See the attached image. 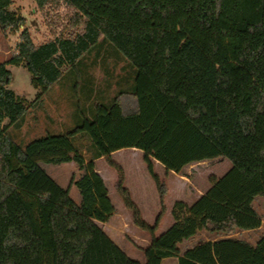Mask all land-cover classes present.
Returning <instances> with one entry per match:
<instances>
[{"label":"trees","instance_id":"1","mask_svg":"<svg viewBox=\"0 0 264 264\" xmlns=\"http://www.w3.org/2000/svg\"><path fill=\"white\" fill-rule=\"evenodd\" d=\"M34 1L43 8L48 0ZM65 1L73 10L66 36L34 43L25 18L9 8L13 1L0 0V29L22 27L13 52L0 61V264H163L170 257L176 264H264V234L254 244L225 236L180 247L199 230L229 234L261 224L252 202L264 198V0ZM102 42L130 62L124 86L109 97L82 86L84 104L72 127L15 142L9 126L20 127L28 105L65 69L82 66L92 51L98 55ZM8 64L27 68L37 89L33 101L8 86ZM122 148L142 151L156 185L161 210L152 225L111 157ZM218 156L230 161L229 169L211 175L190 204L176 200L172 223L156 234L167 185L153 160L180 173ZM98 158L115 169L114 188L133 223L150 233L144 262L97 224L115 212L95 170ZM39 162L76 163L79 202Z\"/></svg>","mask_w":264,"mask_h":264},{"label":"rangeland","instance_id":"2","mask_svg":"<svg viewBox=\"0 0 264 264\" xmlns=\"http://www.w3.org/2000/svg\"><path fill=\"white\" fill-rule=\"evenodd\" d=\"M12 1L9 8L25 18L24 27L28 29L34 43L66 36L73 10L65 0H48L43 8H39L34 0ZM21 28L16 31L0 29V61L8 58L13 52L19 40ZM99 49L98 55L96 50L88 53L89 56L83 59L82 66L78 65L71 71L65 69L64 66L66 71L61 80L43 94L41 100L34 105H28L21 126H9L8 130L15 142L25 144L45 132H64L72 127L75 114L82 110L84 104L83 96L86 93L82 92V86L92 87L93 94L103 95V97L111 96L119 87L124 86L126 79L129 80L131 77L130 62L122 55L117 56V53L106 42H102ZM7 68L11 71V81L8 86L18 96L24 98L26 103L33 101L37 89L31 84V75L27 68L24 65L11 64H8ZM129 83L130 81L127 84ZM87 104L88 101H85L86 106ZM84 143L81 139L76 141L85 161H88L89 154L83 148ZM140 153L129 148H122L114 154L113 159L118 161L126 171L124 184L131 190L132 199L139 208L141 218L152 225L160 213L161 205L156 185ZM39 165L59 185L64 188L68 187L71 198L79 202L80 194L73 180L82 174V170L76 163L39 162ZM97 166L105 167L103 168L106 171L105 184L108 196L115 208V212L106 222L97 221V224L130 258L144 262L143 248L150 241V233L133 223L131 212L124 206L121 197L116 192L114 188L115 169L111 166L110 168L103 158L97 159ZM230 166L231 163L227 158L218 156L189 163L180 173L169 174L167 172L164 174L162 165L158 164L155 171L159 178L165 181L169 192L164 199L165 211L160 216L156 234L163 232L172 223L171 207L176 200L190 204L208 188L211 175L220 176ZM252 205L261 217L259 227L235 229L229 234L199 230L196 235L182 241L180 247L185 248L205 239L225 236L243 239L254 244L264 234V198H256ZM163 264H176V259L165 258Z\"/></svg>","mask_w":264,"mask_h":264},{"label":"crops","instance_id":"3","mask_svg":"<svg viewBox=\"0 0 264 264\" xmlns=\"http://www.w3.org/2000/svg\"><path fill=\"white\" fill-rule=\"evenodd\" d=\"M0 51H1V49H0ZM129 149H131V150H135V152H141L140 154H142V151L141 150H139V149H136V148H129ZM119 150V149H118ZM118 150H116V151H114V152H112V154H111V157H112V159H113V157H114V154L118 151ZM99 159V158H98ZM114 160V159H113ZM114 161H116V160H114ZM106 162V161H105ZM118 164H120L118 161H116ZM158 164H160L158 161H156V160H153V169H154V171H155V167L158 165ZM120 166L123 168V170H124V183H125V180H126V176H127V174H126V171H125V169H124V167L120 164ZM110 167V166H109ZM163 167V166H162ZM103 168H105V167H103ZM103 168H101V167H99V166H97V159L95 160V170L101 175V177H102V179L104 180V182L106 183V179H105V173H106V171H105V169H103ZM111 168V167H110ZM163 169H164V167H163ZM105 171V172H104ZM164 174H166L167 172H169V174H176V173H174V172H172V171H166L165 169H164ZM156 172V171H155ZM115 178H116V172L114 173V181H115ZM125 185V184H124ZM127 187V186H126ZM128 188V187H127ZM128 190H129V192H130V195H131V198H132V193H131V190L128 188ZM169 191L167 190V193H168ZM167 193H166V195H167ZM134 201V200H133ZM199 232V231H198ZM197 234V233H196ZM195 234V235H196ZM189 238H187L186 240H188ZM207 240H214V239H205L204 241H207ZM197 243H199V242H197ZM196 244V243H195ZM194 245V244H193ZM193 245H189V246H187V247H185V248H182V250H184V249H186V248H189V247H191V246H193ZM176 259V258H175ZM164 260V259H163Z\"/></svg>","mask_w":264,"mask_h":264}]
</instances>
